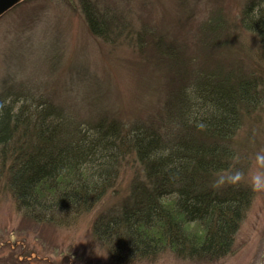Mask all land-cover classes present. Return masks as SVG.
I'll use <instances>...</instances> for the list:
<instances>
[{
	"label": "trees",
	"instance_id": "trees-1",
	"mask_svg": "<svg viewBox=\"0 0 264 264\" xmlns=\"http://www.w3.org/2000/svg\"><path fill=\"white\" fill-rule=\"evenodd\" d=\"M99 1H79L94 34L110 42L146 36ZM244 1L242 24L258 34L264 59V5ZM157 50L171 54L158 42ZM234 78L201 73L149 124L73 122L50 102H21L18 92L0 97V182L18 210L38 222L70 226L95 212L92 233L117 264L155 259L166 249L196 260L223 258L234 250L254 192L246 183L214 189L211 182L232 168L240 107L260 99L256 77ZM129 165V192L97 210Z\"/></svg>",
	"mask_w": 264,
	"mask_h": 264
},
{
	"label": "rangeland",
	"instance_id": "rangeland-1",
	"mask_svg": "<svg viewBox=\"0 0 264 264\" xmlns=\"http://www.w3.org/2000/svg\"><path fill=\"white\" fill-rule=\"evenodd\" d=\"M79 1L21 0L0 16V97L9 100L18 92L21 102H50L68 121L108 117L149 124L162 119L176 90L201 73L234 80L254 76L260 99L240 107V127L232 139L231 170L247 171L264 150V59L258 34L242 24L245 1L100 0L131 26L144 28L142 39L114 42L90 30ZM157 42L171 54H159ZM134 171L131 165L123 169L97 210L129 192ZM4 184L0 264H117L92 233L95 212L70 226L38 222L18 210ZM233 248L215 260L180 257L166 249L155 259L128 264H264V193H254Z\"/></svg>",
	"mask_w": 264,
	"mask_h": 264
},
{
	"label": "clouds",
	"instance_id": "clouds-1",
	"mask_svg": "<svg viewBox=\"0 0 264 264\" xmlns=\"http://www.w3.org/2000/svg\"><path fill=\"white\" fill-rule=\"evenodd\" d=\"M247 184L254 193H264V150L257 152L247 171L232 169L227 172H218L211 182L214 189L224 187H239Z\"/></svg>",
	"mask_w": 264,
	"mask_h": 264
},
{
	"label": "water",
	"instance_id": "water-1",
	"mask_svg": "<svg viewBox=\"0 0 264 264\" xmlns=\"http://www.w3.org/2000/svg\"><path fill=\"white\" fill-rule=\"evenodd\" d=\"M21 0H0V16Z\"/></svg>",
	"mask_w": 264,
	"mask_h": 264
}]
</instances>
